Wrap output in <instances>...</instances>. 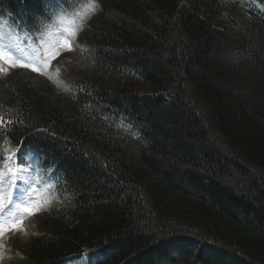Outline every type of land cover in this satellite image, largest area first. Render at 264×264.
Returning <instances> with one entry per match:
<instances>
[{
	"label": "trees",
	"instance_id": "1",
	"mask_svg": "<svg viewBox=\"0 0 264 264\" xmlns=\"http://www.w3.org/2000/svg\"><path fill=\"white\" fill-rule=\"evenodd\" d=\"M80 1L0 19L29 34ZM96 2L65 89L0 75V140L56 199L17 264H264V0Z\"/></svg>",
	"mask_w": 264,
	"mask_h": 264
},
{
	"label": "rangeland",
	"instance_id": "2",
	"mask_svg": "<svg viewBox=\"0 0 264 264\" xmlns=\"http://www.w3.org/2000/svg\"><path fill=\"white\" fill-rule=\"evenodd\" d=\"M92 4V1H88L80 4L68 13L56 15L43 31H39L40 33L35 39H31V43L28 41L23 42L22 38L14 37L9 30H6L4 23L0 21V47L19 63L34 64L40 69V71H33L28 67H13L8 63L0 62V69H2L0 73L14 74L23 70L34 78L42 77L46 79L55 91L59 90L62 86L60 73L64 76H72L84 62L85 58L87 59V42L85 41L84 31L91 14L81 21V17L77 16L76 13H87L88 6ZM61 17H63V21H61ZM81 24L82 27H80ZM78 27L80 28L78 34L74 37L70 36L69 31H75ZM65 38L71 40V50L65 49L60 51V54L49 62L46 53L59 48L60 41ZM6 149H9L11 152L8 153L14 157L12 148L7 145ZM8 165H11V162ZM11 167L12 172L16 171L17 168L27 169V171L20 173V175L24 176L29 183L25 184L24 181L17 180L16 186L12 190L13 199L21 203L20 214L15 217L10 216L7 214L6 209L3 216H0V224H11L15 220L20 225L18 229L0 235V264L14 263L16 256L10 251L11 247L14 252H17L19 245L28 241L31 238L30 234L40 229L39 218L41 214L54 203L53 194L48 190L47 183L40 174L34 173L29 166L16 165L14 169L13 166ZM0 175H2L1 171ZM8 175L10 178L11 173ZM3 177L4 179L8 178L6 175ZM20 183L23 185V188H20ZM28 193H32V199L29 203H25L24 198ZM3 194H5V190L0 192V198L4 202ZM4 203H8L7 197ZM32 205H39L40 210L35 215H23V208Z\"/></svg>",
	"mask_w": 264,
	"mask_h": 264
},
{
	"label": "snow or ice",
	"instance_id": "3",
	"mask_svg": "<svg viewBox=\"0 0 264 264\" xmlns=\"http://www.w3.org/2000/svg\"><path fill=\"white\" fill-rule=\"evenodd\" d=\"M44 3H50L51 0H43ZM81 2H85V0H81ZM96 7H98V5H95L94 3L92 5L88 6V12L85 14H81L79 12L76 13L77 16L81 17V21H83V19L86 18L87 15H90L92 12L95 11ZM61 21H63V17H61ZM82 27V24L81 26ZM80 30V28L78 27L75 31H69V35L74 37L75 35L78 34V31ZM72 44H71V40L70 39H62L60 41V47L55 49L52 52L46 53L49 62L52 59H55L56 56H58L60 54V51L62 50H71ZM0 62L3 63H8L10 66H19V67H28L31 68V70L33 71H40L39 68H37L34 64H27V63H19L18 61L14 60V58L12 56H10L8 53H6L4 51V49L2 47H0ZM0 71H2V69H0ZM22 151V149H21ZM13 159L12 156H9L6 158V162L10 163L11 160ZM27 171V169L24 168H17L16 171L11 172V176H10V184L8 186L7 189V199H8V203L5 204L3 202V199L0 198V216H3L5 210L7 209V214L10 216H17L18 214H20V209H21V203L17 202L13 199L12 196V190L15 188L16 186V181L17 180H22L24 181L25 184H28L29 181L27 179H25L24 176L20 175V173ZM4 189L2 187V180H0V192H3ZM32 199V193H28L26 195V197L24 198V202L25 203H29ZM40 210L39 205H32V206H25L23 208V215H35L38 211ZM20 227V225L14 220L11 224H0V235H3L5 232H11L13 230H16Z\"/></svg>",
	"mask_w": 264,
	"mask_h": 264
}]
</instances>
